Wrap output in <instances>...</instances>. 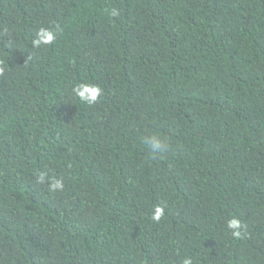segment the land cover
Listing matches in <instances>:
<instances>
[{"label":"trees","instance_id":"obj_1","mask_svg":"<svg viewBox=\"0 0 264 264\" xmlns=\"http://www.w3.org/2000/svg\"><path fill=\"white\" fill-rule=\"evenodd\" d=\"M185 259L264 264V0H0V264Z\"/></svg>","mask_w":264,"mask_h":264},{"label":"clouds","instance_id":"obj_2","mask_svg":"<svg viewBox=\"0 0 264 264\" xmlns=\"http://www.w3.org/2000/svg\"><path fill=\"white\" fill-rule=\"evenodd\" d=\"M115 14V13H113ZM54 39V34L47 30L41 29L39 33V39L35 41L37 45L43 43L47 44L50 43ZM76 93L88 103H94L98 99L101 94V89L99 88H92L89 89L88 92L80 91L79 86L75 89ZM143 143L150 149V151L154 154H160L167 150L168 144L167 141L157 135H150L146 136L143 139ZM43 176H41V180H43ZM53 187H62L60 182H56ZM163 215V210L160 207H157L155 213L153 215V219L158 221L161 216ZM227 227L232 230H238L241 227V222L236 218H231L227 221ZM235 234H239L237 231ZM184 264H191L189 259L184 260Z\"/></svg>","mask_w":264,"mask_h":264}]
</instances>
